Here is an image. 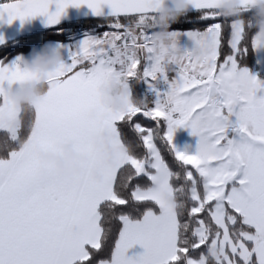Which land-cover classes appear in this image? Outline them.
<instances>
[{"label": "snow or ice", "instance_id": "snow-or-ice-1", "mask_svg": "<svg viewBox=\"0 0 264 264\" xmlns=\"http://www.w3.org/2000/svg\"><path fill=\"white\" fill-rule=\"evenodd\" d=\"M226 2L188 0L196 15L179 21L183 32L164 24L171 0L0 2L8 23L39 14L55 25L69 5L110 9V30L69 50L27 109L7 89L34 74L20 57L0 62V264H264V95L238 67L264 33L249 35L257 0H240L236 15L221 14ZM182 34L202 57L178 45ZM130 78L167 87L149 84L151 102L129 94L124 109L105 106L101 87ZM179 128L194 146L177 147ZM62 143L84 157L67 175L39 156L62 155ZM137 244L143 252L128 255Z\"/></svg>", "mask_w": 264, "mask_h": 264}, {"label": "clouds", "instance_id": "clouds-1", "mask_svg": "<svg viewBox=\"0 0 264 264\" xmlns=\"http://www.w3.org/2000/svg\"><path fill=\"white\" fill-rule=\"evenodd\" d=\"M175 5V12L165 11L163 21L166 26L176 22L187 8L188 0H171ZM223 15H236L240 12V0H227L220 8ZM251 22L257 28V31L264 33V3L257 0L255 7L252 9ZM158 36H163V32H158ZM190 54L193 58L199 59L204 55V50L195 45L191 47ZM64 62L63 55L59 48L44 49L36 52L30 58H22L20 66L34 74V78L16 82L7 89V96L20 109H27L37 101L46 91L47 74L53 72L60 64ZM139 80V79H137ZM100 92L102 102L112 110H122L125 108L130 89L129 85L125 86L123 82L111 80L104 84ZM60 147L63 154H57L50 150H39L41 160L51 163L55 166L57 172L62 175L70 174L79 170V164L84 157L78 153L70 143H62Z\"/></svg>", "mask_w": 264, "mask_h": 264}, {"label": "trees", "instance_id": "trees-1", "mask_svg": "<svg viewBox=\"0 0 264 264\" xmlns=\"http://www.w3.org/2000/svg\"><path fill=\"white\" fill-rule=\"evenodd\" d=\"M0 2H5V0H0ZM196 15V12H187L180 15L177 22L171 25V28L174 30L184 31L185 28L189 27L188 24L179 23L180 20H183L185 17H192ZM103 19L95 20H85L78 22H71L64 24L54 30L47 32H42L36 35H31L25 38L18 40L17 42L5 45L0 47V62H7L11 58L17 55L27 54L33 46H41L46 42L54 41L59 43H69L76 35L82 36L84 33L97 34L101 30H110L102 29L104 26L101 24ZM257 28L252 24V27L249 29V35L255 32ZM145 65L144 61H141L139 67L143 69ZM238 67L247 68V69H256L257 61L255 51L249 43L246 48L245 54H243L238 60ZM128 85L130 89V99L135 102L137 100H145L146 102L153 101V97L145 91L144 79H135L130 78L128 80Z\"/></svg>", "mask_w": 264, "mask_h": 264}, {"label": "water", "instance_id": "water-1", "mask_svg": "<svg viewBox=\"0 0 264 264\" xmlns=\"http://www.w3.org/2000/svg\"><path fill=\"white\" fill-rule=\"evenodd\" d=\"M55 10V3L49 5V11ZM196 12L194 9H187L184 13ZM110 13L107 5L102 6V15H94L86 4L79 7L69 5L61 15L59 21L55 25L46 24L45 15H36L35 17L25 18L21 21L19 18L11 23L6 21V17L0 20V47L17 42L18 40L36 35L42 32L54 30L64 24L85 20L104 19Z\"/></svg>", "mask_w": 264, "mask_h": 264}, {"label": "crops", "instance_id": "crops-1", "mask_svg": "<svg viewBox=\"0 0 264 264\" xmlns=\"http://www.w3.org/2000/svg\"><path fill=\"white\" fill-rule=\"evenodd\" d=\"M185 38V37H184ZM81 39L72 40L69 43H62L64 44V51H62V55L64 58V61L67 62L68 60V52L71 49H74L79 41ZM49 43V42H47ZM45 44V43H44ZM41 46H33L30 51L27 54L24 55H17L5 62L6 64L11 65L15 60V57L20 56L22 58H30L33 54H35L38 51L43 50L45 45ZM182 44V45H181ZM179 46L181 48L185 47H191V40L188 38V40H182ZM68 45V46H67ZM38 49V50H37ZM255 55H256V61H257V68L256 69H247L249 71L250 75L256 76L257 80L261 82V87L257 89L256 95H264V46L257 47L254 49ZM174 143L177 145L178 148H183L186 144L194 146L195 144V137L189 135V130H186L184 128L177 129L175 133ZM143 252V248L140 245H133L132 248H130L127 252L128 255H136L137 253Z\"/></svg>", "mask_w": 264, "mask_h": 264}, {"label": "rangeland", "instance_id": "rangeland-1", "mask_svg": "<svg viewBox=\"0 0 264 264\" xmlns=\"http://www.w3.org/2000/svg\"><path fill=\"white\" fill-rule=\"evenodd\" d=\"M181 32H183V31H181ZM86 34H88V35H93V34H91V33H84L82 36H79L78 34L76 35V38H74L73 40H76V39H83L84 38V36L86 35ZM185 37V38H184ZM182 40H188V37L186 36V35H180L179 37H178V45H180L181 43H182ZM45 46H44V48H43V50L44 49H50V48H59V50L62 52V51H64V44H62V43H59V42H54V41H49V43H45L44 44ZM182 45V44H181ZM68 46V45H67ZM38 50V49H37ZM18 57H20V56H18ZM21 58V57H20ZM17 59V57H15V60ZM145 64H146V62H145ZM145 66V65H144ZM144 83H145V91L149 94V95H151V98L153 97V100L155 99V96H154V93H153V91H152V89L149 87V84H153L154 85V87L156 88V89H161V90H163V89H165L167 86H166V84H164L162 81H148L147 83L145 82V80H144ZM187 130V129H186ZM176 133V132H175ZM174 138H175V134H174Z\"/></svg>", "mask_w": 264, "mask_h": 264}]
</instances>
